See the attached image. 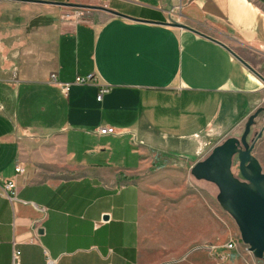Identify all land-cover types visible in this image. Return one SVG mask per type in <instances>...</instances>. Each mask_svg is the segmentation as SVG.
Listing matches in <instances>:
<instances>
[{"label": "crops", "instance_id": "obj_1", "mask_svg": "<svg viewBox=\"0 0 264 264\" xmlns=\"http://www.w3.org/2000/svg\"><path fill=\"white\" fill-rule=\"evenodd\" d=\"M228 47L264 71V0H0V189L16 182L0 192V264L14 246L20 264H214L200 198L182 211L198 245L181 261L143 241L141 205L148 175L191 171L263 102L264 80ZM257 258L236 240L226 264Z\"/></svg>", "mask_w": 264, "mask_h": 264}, {"label": "rangeland", "instance_id": "obj_2", "mask_svg": "<svg viewBox=\"0 0 264 264\" xmlns=\"http://www.w3.org/2000/svg\"><path fill=\"white\" fill-rule=\"evenodd\" d=\"M80 10V8H66L62 11V15L66 16L68 13L75 14L76 11ZM81 16H84V13ZM262 73L264 74V71ZM262 93L264 95V90ZM259 105L264 106V100ZM259 105H254L252 107L253 111ZM246 121L247 119L232 129L229 135L240 137L245 128ZM260 131L262 132L261 136L258 135ZM248 139L251 142L254 141L253 152L258 157L264 170V111L256 117ZM232 169L237 176L244 179L239 168L238 154L234 156ZM146 180L147 182L143 186L141 205L144 231L142 239L145 243L155 241L159 247L168 244L178 246V249H176L178 251L177 256H179L178 261L183 260L186 255L195 251L198 244L193 241L192 232L182 230V228L193 230L192 226L190 227L189 224H186L183 218L190 217V215L186 212L182 213V211L183 208H186V204L189 205L191 203L195 207L196 205H201L202 202L205 205L207 204L214 214L215 244L222 243L223 241L226 242L229 239L243 241L236 220L219 202L217 198L219 187L213 181L198 179L189 169L184 168L157 169L148 175ZM198 194V198H194ZM206 197H208V200ZM199 198L202 202L199 201ZM184 246L187 247L182 248ZM212 256L214 258L212 263L218 264L217 258L214 255ZM255 261L256 264H264V257L257 258Z\"/></svg>", "mask_w": 264, "mask_h": 264}, {"label": "water", "instance_id": "obj_3", "mask_svg": "<svg viewBox=\"0 0 264 264\" xmlns=\"http://www.w3.org/2000/svg\"><path fill=\"white\" fill-rule=\"evenodd\" d=\"M113 12L124 15L118 11ZM169 23L192 28L179 20H171ZM228 48L264 80V75L256 70L248 60L232 48ZM263 108L259 106L248 115L240 137L236 135L225 137L215 144L206 156L195 161L191 167V172L196 178L207 179L218 185L219 202L234 217L243 242L248 244L250 251L258 258L264 257V170L253 152L254 141L250 142L248 135ZM258 135L261 136L262 132ZM236 154H238L239 168L244 179L237 176L232 169ZM105 217L107 218L108 215Z\"/></svg>", "mask_w": 264, "mask_h": 264}, {"label": "built area", "instance_id": "obj_4", "mask_svg": "<svg viewBox=\"0 0 264 264\" xmlns=\"http://www.w3.org/2000/svg\"><path fill=\"white\" fill-rule=\"evenodd\" d=\"M84 12L82 10L76 11L75 14L68 13L66 17L71 16L72 18L78 19ZM174 20V19H171ZM51 81L59 83L62 88L64 89L65 92H68L71 88V85L73 82H59L57 80L56 73L53 72L51 73ZM97 81V76L95 73L91 72L87 75H77L75 78V82L78 83H89ZM109 91V86L106 84H102L99 88V92L97 94V99L102 100L104 94ZM99 133L101 134H124V133H131L133 136L135 135L132 133L131 130H118L116 129L115 126L113 125H100L98 129ZM134 141L136 140V137H133ZM16 170L18 172H21L24 170V168L18 164L16 165ZM0 192L3 195H6L10 198H14L16 195V182L14 179H6L4 180L3 184L1 185ZM45 209V207H44ZM39 222V221H38ZM37 226V224H36ZM41 226V225H40ZM42 229V228H41ZM37 240V238H36ZM236 240L237 239H229L227 242L223 244H215V243H210L207 244V248L210 251L212 255H214L217 258L218 264H226L228 260L231 258L232 250L236 247ZM238 241V240H237ZM20 256H21V249L18 248L17 246H14V251H13V264H20ZM47 264H56V259L47 256Z\"/></svg>", "mask_w": 264, "mask_h": 264}, {"label": "trees", "instance_id": "obj_5", "mask_svg": "<svg viewBox=\"0 0 264 264\" xmlns=\"http://www.w3.org/2000/svg\"><path fill=\"white\" fill-rule=\"evenodd\" d=\"M39 21V19H36L33 21V23H37ZM152 168H155V166H153Z\"/></svg>", "mask_w": 264, "mask_h": 264}, {"label": "flooded vegetation", "instance_id": "obj_6", "mask_svg": "<svg viewBox=\"0 0 264 264\" xmlns=\"http://www.w3.org/2000/svg\"><path fill=\"white\" fill-rule=\"evenodd\" d=\"M260 106H261V105H260ZM262 106H263V105H262ZM263 107H264V106H263ZM262 111H264V108H263V110H262ZM262 111H261V112H262ZM261 112H260V113H261ZM260 113H259V114H260ZM243 131H244V130H243ZM260 132H261V131H260ZM258 133H259V132H258ZM249 141L251 142V140H249Z\"/></svg>", "mask_w": 264, "mask_h": 264}]
</instances>
